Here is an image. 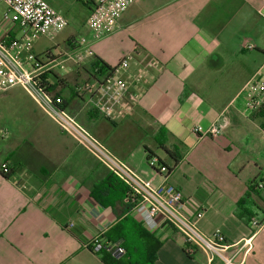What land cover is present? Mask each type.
Returning a JSON list of instances; mask_svg holds the SVG:
<instances>
[{
  "label": "crops",
  "instance_id": "obj_1",
  "mask_svg": "<svg viewBox=\"0 0 264 264\" xmlns=\"http://www.w3.org/2000/svg\"><path fill=\"white\" fill-rule=\"evenodd\" d=\"M45 1L69 25H84L91 38V4L77 1L81 24L74 0ZM253 2L258 12L264 10V0ZM227 6V0H138L113 34L87 47L76 46L72 34L47 37L51 45L41 47L33 36L42 35L17 26L3 30L1 19L0 40L9 46L20 42L23 57L49 53L51 61L66 59L49 76L61 82L57 90L93 137L154 186L167 182L180 189L185 214L195 219L203 212L198 229L207 237L220 230L228 245L224 257L233 264H264V222L254 228L236 214L249 187L264 183V116L252 115L253 100L264 99V76L256 78L264 63L249 65L245 59L250 41H229L240 21ZM95 59L129 87L110 118L92 109V97L74 92L93 80ZM124 59L127 65L121 66ZM223 75L224 83H217ZM70 77L74 82L68 85ZM222 115L228 126L220 137L192 131L196 124L210 127ZM47 118L54 126L46 124L48 131L34 127L29 138L15 135L18 146L7 152L17 159L15 172L10 179L0 173V264H106L93 249L96 240L103 247H125L121 264H210L202 250L187 255L183 236L169 225L154 234L162 247L153 259L141 241L139 224L145 226L127 208L125 186L113 179L104 185L110 170ZM163 130L169 148L178 150V162L158 144ZM150 153L156 167L148 163ZM256 190L259 195L251 194L246 208L261 222L264 184ZM212 264L224 263L216 258Z\"/></svg>",
  "mask_w": 264,
  "mask_h": 264
},
{
  "label": "built area",
  "instance_id": "obj_2",
  "mask_svg": "<svg viewBox=\"0 0 264 264\" xmlns=\"http://www.w3.org/2000/svg\"><path fill=\"white\" fill-rule=\"evenodd\" d=\"M136 1L138 0L89 1L92 7L87 26L91 30V38L74 39L75 45L87 47L92 42L113 34L117 29L118 20ZM1 4L6 5L7 8L1 23L3 30L17 26L36 35L45 36L50 32L61 33L69 27L67 18L45 0H0ZM246 48L254 50L256 47L248 42ZM23 50L24 46L20 42H14L9 46L5 41L0 40V92L21 87L62 132L73 137L104 164L132 192L134 200L131 211L150 232L158 233L164 225H169L183 236L185 251L188 255L202 250L206 253L210 264L216 258H220L224 264H233L231 259L224 257V251L228 245L223 233L217 230L212 236L207 237L198 229L196 220L203 217V212H199L195 219L185 214L184 194L180 189L167 182L154 186L134 172L126 163L113 157L70 113L63 97L48 89L44 76L49 75L57 67L63 66L66 59L51 61L49 55L37 58L33 53L23 57ZM127 62L128 59H124L121 66H126ZM262 70L263 68L257 72L256 78L262 76ZM112 74L113 72L110 75H103L94 69L91 82L74 87L77 96L92 97V109L107 118L112 117L113 108L127 96L129 88L126 83L114 79ZM259 105H264V99L255 98L252 109ZM227 126L228 120L222 115L210 127L204 128L196 124L192 131L204 137L218 138ZM262 133L264 135V126ZM148 163L150 167H156L158 160L153 157L148 160ZM8 168L5 163L0 170L7 172ZM263 184H257V188H262ZM102 247L100 241L96 240L93 249L98 251ZM106 247L117 258L123 257L127 252L120 243H112Z\"/></svg>",
  "mask_w": 264,
  "mask_h": 264
},
{
  "label": "rangeland",
  "instance_id": "obj_3",
  "mask_svg": "<svg viewBox=\"0 0 264 264\" xmlns=\"http://www.w3.org/2000/svg\"><path fill=\"white\" fill-rule=\"evenodd\" d=\"M77 7L79 20L81 24L84 22L82 18L81 11L83 8L80 3L77 4L78 0H71ZM229 14L233 15L237 13L239 16L237 19L240 21V25L235 29L234 34H228L229 41L232 39L237 41L247 40L253 44L256 49L251 51H244V57L247 59L249 65H252L256 61H260L261 64L264 63V10L261 12L257 11V7L253 0H227ZM73 6V5H72ZM6 5H0V21L6 11ZM88 21V20H87ZM71 25V24H70ZM63 31L62 33L51 32L48 36L37 37L33 36L34 40L39 39L41 47L51 45V42L47 40V37L57 38L61 40L70 36H74L76 40L85 37L84 33L86 27L82 25L79 26L72 23V25ZM234 41V42H235ZM72 63V62H71ZM264 76V69L262 70V77ZM217 83H224V75L217 76ZM69 78L67 84L73 83ZM231 81V78H230ZM252 86H249V90ZM41 118H45V123L41 121ZM47 116L36 106V104L30 99L26 92L21 87H13L7 91L0 92V162L2 158L7 154V152L17 148L18 144L15 141V135L21 137L29 138L33 130L39 133L43 131H48V127H54L49 123ZM49 126H47V125ZM45 126V127H44ZM35 127V129H34ZM36 143L42 144L38 136ZM34 142L35 140L31 139Z\"/></svg>",
  "mask_w": 264,
  "mask_h": 264
},
{
  "label": "trees",
  "instance_id": "obj_4",
  "mask_svg": "<svg viewBox=\"0 0 264 264\" xmlns=\"http://www.w3.org/2000/svg\"><path fill=\"white\" fill-rule=\"evenodd\" d=\"M83 1H84V4L87 6V5L90 4L89 1H92V0H89V1L88 0H83ZM47 55H49V53H44L42 55H36V57L39 58V57H44V56H47ZM92 66H93V70L97 69L99 71V73H101L103 75H110L114 71L113 68L108 66L106 63H104L100 59H95V61L93 62ZM52 77L54 78V80H52ZM52 77H49V75H45L44 76V79L46 80V85L48 86V89L50 91H52L53 93H55L56 95L63 97L65 106H66V108L69 109V101H70V99H68L65 96H63V90H57L58 86H59V83H61V82H58L55 79L56 76H52ZM70 113H71V111H70ZM96 113L99 114L98 112H96ZM252 115H254V116L263 115L264 116V105H259V106L255 107V108H253L252 109ZM159 135H163V137H164L163 140L161 139V136L158 137V139H157L158 144L160 145V147L164 151H166V153H168L171 157H173V159H175L178 162L180 160V157L177 154L178 150L176 148L170 149L169 146H168V131L167 130H163V131L160 132ZM3 158H4V160L2 159L3 160L2 164L6 163L9 168H8L7 172H2L0 170V173L5 178L10 179L13 176L14 172H15L14 168H15V165L17 163V159L14 157V154L12 152L6 154ZM151 158H153V156L150 153L149 156H148V160L151 159ZM2 164L0 166H2ZM112 179L115 180V183H116V180H117V181H119L118 184L125 186V194L127 195V198H128L127 208H129V210H131L132 207H133V200H134L133 199V194L129 190V188L121 180H119L114 174H112L110 172V177H108L104 181L103 184L107 185V186H110ZM256 188H257V186L255 187L254 185H251L249 187L250 192H248V194L242 200L239 201L238 208H237V213H236L237 216L243 222H245L246 224H252L253 227H254V224H255V227H258V226L262 225V223L264 222V219L261 222H257V220L255 218H252L253 215L246 208L247 200L251 196V194L259 195V192L256 190ZM139 228L141 230V234H140L141 241L144 243L145 247L148 248L150 256L153 259H155L158 250L162 247V242H160L156 238V236L154 235L155 233L150 232L145 227H143L141 224H139ZM97 253L101 256V259L106 264H121V259L122 258L118 259L116 256H114L111 252H109L107 250V247H102L100 250L97 251ZM189 256H191V255H189Z\"/></svg>",
  "mask_w": 264,
  "mask_h": 264
}]
</instances>
